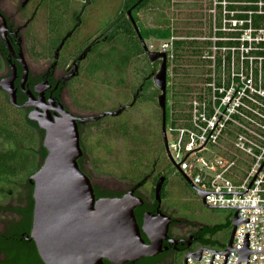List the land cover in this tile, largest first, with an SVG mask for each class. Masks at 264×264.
Returning <instances> with one entry per match:
<instances>
[{
    "label": "flooded vegetation",
    "instance_id": "af4514ba",
    "mask_svg": "<svg viewBox=\"0 0 264 264\" xmlns=\"http://www.w3.org/2000/svg\"><path fill=\"white\" fill-rule=\"evenodd\" d=\"M31 1L32 0H27L25 2L24 0H0V13L4 16L7 23L6 31H3L1 29L3 23L0 19V55L2 49L7 51L4 57L5 70L2 69L4 72L0 75V79L10 75L11 66L15 64L17 67V77L14 82L17 88V101L19 98L22 99V102L18 101V103L23 104L29 99L26 93L27 90H31L36 96L35 99H32V102L39 104L38 108H36L37 105H30L28 107L14 105L16 108L23 110V112H19L23 118L25 116L29 117V113L34 110L36 111V109L38 110L36 111L38 116L45 117L43 114L46 110H49L51 114L54 115L57 108H63L75 116L89 118L84 122L78 121L80 144L83 151V154L78 158V163L81 170L91 179L96 197L106 196L99 195L96 192L97 186L102 189L108 187L94 181L91 175L92 173L87 166L88 156L90 155L86 147V141H82V135L86 132V125L98 122L106 116H120L127 109L141 104L143 101H147L148 96L153 94V91L154 97H156V103L159 105L158 95L160 89L155 84L154 75L158 71L155 67L161 63V60H150L142 45L143 37L138 34L132 20V18L135 20L141 33V28L144 25L141 22L139 12L143 10L144 7L136 11V6L133 5L128 8H123L119 14L112 16L108 22L107 28H103L101 31L99 27L93 28L91 31L88 30L89 33H87L82 40L77 39V34L80 33L83 24L88 23L87 19H93L92 13H85L86 7H48L45 33L47 56L42 60L40 65L37 64L33 67L32 59L37 58L35 52H29L28 49L25 48V43L26 37L34 35L35 29H33L32 25L36 21L41 1L32 7L29 5ZM129 9L131 10V14L128 12ZM59 12L60 16L58 17ZM119 15H122L124 20L130 21V25L133 27L135 34H131V36H127V38L131 37L133 42L136 43H138V39L144 50L143 53L131 54L128 58L116 55V35L114 34V30L117 25L116 19ZM57 18L60 19L59 24L55 22ZM63 26H65L64 29H62ZM28 30L29 32L27 33ZM74 39L76 40L74 41ZM144 40H146L147 43L148 39ZM73 41L74 43H72ZM8 42L13 46L15 54L11 53L7 48ZM20 51L22 52L21 56L19 55ZM20 58L24 60L28 68V77L24 89L21 85L24 69L19 60ZM148 58L154 67L150 71L147 70ZM136 62L140 63L139 68H136ZM132 66H134L133 70H131ZM94 86H98L99 88L105 87L108 89L109 94L113 92L114 94L117 93L119 96L120 93L122 100L113 107L101 110L100 112L90 111L86 113V111H89L88 105L91 104L90 89ZM36 88L43 94L44 99L38 98L41 93L37 92ZM114 89H118L117 92H114ZM3 91L6 92L5 90ZM168 99L169 98H167V106L169 105ZM32 121L37 123V126L33 123V127L37 131L38 138L43 144L45 130L39 127L38 121ZM120 123L121 126L119 127L128 130L132 124V119H126ZM111 126L113 127L115 125L113 124ZM44 148L46 149V147ZM46 151L47 155L48 150L46 149ZM168 157L170 158L169 155ZM92 169L94 170L93 167ZM162 176L164 177L161 189L162 195V190L168 182V174L164 172L163 169L160 170L158 168L157 161L152 165L149 174L136 180H129V183L123 189L109 188L115 191V193L107 195L122 196L126 192L133 190L135 195L143 198V203L137 205L134 211L141 230V235L146 243H150L149 237L143 231L146 218L158 217L157 213L159 212L168 216L167 236L163 238L161 251L153 256L139 258L134 262L126 261L124 263H114L110 259L104 257V264H183L180 257L181 255H184L185 264L186 256H191L190 254L207 246L203 244L205 233L202 230L203 226L207 224L187 219L179 215L176 209L170 210L163 204L162 199L161 201L156 199V183ZM149 181H151V185L145 187ZM33 189L34 184L30 183L29 180L27 183L21 186L19 185L17 188L12 187L7 192L10 194L16 192L17 199L13 203L4 204V189L0 186V264H3L4 259L3 233L6 228L10 230L12 223L20 220V215H16V219L10 223L9 219L11 217L4 222V207H26L30 205L29 199L30 196L33 198ZM147 213L152 215L146 216ZM12 214L14 213L12 212ZM32 223L33 212L31 215V227L29 229L20 232L21 234L19 237L16 235L18 232L13 234L11 231L10 233H12L15 238L18 237L21 241L26 240L35 244V241L29 238Z\"/></svg>",
    "mask_w": 264,
    "mask_h": 264
},
{
    "label": "built area",
    "instance_id": "2783aa9c",
    "mask_svg": "<svg viewBox=\"0 0 264 264\" xmlns=\"http://www.w3.org/2000/svg\"><path fill=\"white\" fill-rule=\"evenodd\" d=\"M208 11L210 68L204 85L191 93L184 116L167 124L168 149L176 163L186 156L179 167L197 187L244 191L264 160V0H209ZM174 39L152 38L148 48L172 57ZM205 201L264 205V163L245 192L208 193ZM237 216L249 221L237 224L232 247L240 248L250 232L249 248L264 250V207H240ZM227 245L205 248L220 251ZM211 256L203 249L200 260L189 257L187 263L209 264ZM238 256L230 250L225 264H236ZM224 258L215 252L212 264H223ZM239 264H264V252H251L249 261Z\"/></svg>",
    "mask_w": 264,
    "mask_h": 264
},
{
    "label": "water",
    "instance_id": "95a60500",
    "mask_svg": "<svg viewBox=\"0 0 264 264\" xmlns=\"http://www.w3.org/2000/svg\"><path fill=\"white\" fill-rule=\"evenodd\" d=\"M128 12L131 14L130 9ZM0 19L3 23L1 29L6 31L7 23L1 13ZM132 20L138 34L141 36L135 20L133 18ZM142 45L151 61L161 60L159 69L154 75V80L156 86L160 89L158 102L162 110L164 146L168 155L174 161L168 149L166 130L168 55L166 52L150 50L143 38ZM7 48L15 54L10 42L7 43ZM21 54L20 51L19 55L21 56ZM19 60L24 69L21 79V85L24 89L28 77V68L22 58ZM16 77L17 67L13 64L10 75L0 79V87L8 93L10 103L21 107L37 105L36 108H38L39 104L32 102V99H35L36 96L31 90L26 91L29 99L23 104L18 103L17 88L14 82ZM36 91L40 92L37 88ZM38 98L44 99L43 94L41 93ZM36 111L38 110L36 109ZM36 111H31L29 118L38 121L39 127L45 130L43 145L48 153L39 169L28 178L29 182L34 184L33 223L29 238L35 241L36 248L44 264H104V257L114 263L134 262L139 258L153 256L161 251L163 238L167 236L168 216L159 212L157 213L158 217L146 218L143 231L150 239V243H146L141 235L134 211L137 205L143 203V198L135 195L133 190L122 196H100L97 198L91 179L79 167L78 158L83 154V151L80 144L78 121L84 122L89 118L75 116L63 108H57L54 115L46 110L43 114L45 117L38 116ZM194 149L189 150L188 153ZM174 163L183 172V175L189 179L188 181L202 197L207 207H237L232 216V228L226 249L217 251L200 248L190 254L191 256H186L185 264H188V257L200 260L203 249L212 251L209 264H212L215 252L225 255L223 264L226 263L230 250H236L239 253L236 264H239L242 260L248 262L251 252H264V250H251L249 248L250 232L245 233L240 248L232 247L237 224L249 221V217L237 216L238 209L240 207H264V205H210L205 201V196L208 193H243L248 190L264 160L244 191L204 190L192 182L179 167V163L175 161ZM163 182L164 177L162 176L156 183L155 195L158 201H161ZM151 215L150 213L146 214V216Z\"/></svg>",
    "mask_w": 264,
    "mask_h": 264
},
{
    "label": "rangeland",
    "instance_id": "374dc122",
    "mask_svg": "<svg viewBox=\"0 0 264 264\" xmlns=\"http://www.w3.org/2000/svg\"><path fill=\"white\" fill-rule=\"evenodd\" d=\"M39 1H41L39 11L32 25L35 29L34 35L26 37L25 43V48L29 52H35L37 59H32L33 67L40 65L47 56L45 33L48 7H58L56 5L58 0H32L29 5L32 7ZM60 2L59 8L86 7L85 13H92L93 19H87L88 23L83 24L80 33L77 34V39L82 40L89 33L88 30L99 27L101 31L107 28L112 16L122 11L125 0H60ZM208 4L209 0H151L139 12L145 27H162L169 24L174 30L175 38L186 39L189 42L195 40L194 43L188 44L189 48L181 49L182 55L172 61L168 60L167 98L171 111L178 112L179 118L185 114L189 97L204 85L210 68L207 57L209 44L206 40L212 35V29ZM55 22L59 24L60 19L57 18ZM64 28L65 26L62 27ZM150 40L149 38L147 42ZM139 66L140 63L136 62V68ZM159 66L160 64L155 68L158 70ZM152 68L154 67L148 58L147 70L150 71ZM133 69L134 66L131 67V70ZM3 72H0V75ZM117 90L114 89V92ZM90 93L91 104L88 105L89 111L86 113L100 112L122 100L120 93L119 96L113 92L109 94L105 87L94 86ZM3 95L1 90L0 103L4 100ZM11 106H7L6 111L9 118L21 120L18 112L23 110ZM126 119H132L128 130L119 127L120 122ZM113 124L115 126L112 127ZM85 129L82 141H86L90 155L87 166L98 184L123 189L129 180H136L149 174L152 165L157 161L158 168L168 174V182L162 190L161 199L170 210L176 209L179 215L207 225L225 224L232 220L234 213L232 209L207 207L196 189L168 157L162 137V112L156 103L154 91L148 96L147 101L127 109L120 116H106L98 122L86 125ZM148 185H151V181L145 187ZM16 195V192L10 194L4 191V204L15 202ZM8 218L10 215L4 212V222ZM215 237L221 243L211 247L223 249L229 239L228 229L222 230ZM180 257L184 264V255Z\"/></svg>",
    "mask_w": 264,
    "mask_h": 264
},
{
    "label": "trees",
    "instance_id": "16d2710c",
    "mask_svg": "<svg viewBox=\"0 0 264 264\" xmlns=\"http://www.w3.org/2000/svg\"><path fill=\"white\" fill-rule=\"evenodd\" d=\"M57 1V0H55ZM151 0H125L124 7L136 6L135 11L141 7H145ZM57 7L61 6L60 0L56 2ZM60 16V12L58 17ZM116 26L114 34L116 35V55L125 56L128 58L131 54L143 53L142 45L137 39L138 43L133 42V39L127 38L131 34H135L133 27L130 25V21L124 20L122 15L116 19ZM141 35L144 39L162 38L168 39L174 35V30L169 24H165L162 27H145L141 28ZM193 41H187L186 39H174L173 41V55L168 57L169 61L174 60L178 56L182 55L181 49L189 48V43ZM210 43L209 40H206ZM222 43V42H219ZM5 48V46H4ZM0 55V72L5 67V55L6 50L2 49ZM202 51V50H198ZM3 54V55H2ZM128 60V59H126ZM169 81V76H168ZM0 87V91H1ZM3 91V90H2ZM4 100L0 103V186L7 192L9 189L17 188L24 183H27L29 176L35 172L40 166L44 158L46 157V149L42 144V141L38 138V133L33 127V122L28 116L24 118L19 114V119H10L9 114L6 112L8 107H15L9 101V96L3 91ZM22 102V99H18ZM15 109V108H14ZM18 111V110H17ZM178 112L170 111L169 105L167 106V124L174 118H177ZM179 115V114H178ZM41 141V142H40ZM42 160V161H41ZM96 192L99 195H112L115 191L109 188L96 187ZM30 205L26 207L21 206H5L4 211L10 215L9 223L16 219V215H20V220L12 223L10 230L5 229L3 233V264H44L42 261L36 244L28 242L26 240H19L20 232L27 230L31 227V215L33 212V198L30 196ZM12 212L15 214H12ZM232 225L229 220L225 224L204 225L202 230L205 233L203 244L207 246H213L216 243H221L215 237L219 232L224 229H228L230 236ZM15 232H18L14 237ZM223 246L224 243H222Z\"/></svg>",
    "mask_w": 264,
    "mask_h": 264
}]
</instances>
